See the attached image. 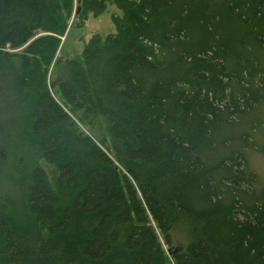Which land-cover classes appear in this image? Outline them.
Returning a JSON list of instances; mask_svg holds the SVG:
<instances>
[{
	"label": "trees",
	"instance_id": "trees-1",
	"mask_svg": "<svg viewBox=\"0 0 264 264\" xmlns=\"http://www.w3.org/2000/svg\"><path fill=\"white\" fill-rule=\"evenodd\" d=\"M191 1L0 0V56L30 108L38 157L59 173L54 190L34 165L21 180V209L0 197V264H264V205L246 211L230 195L224 206L196 179L198 139L221 117L234 119L245 97L231 85L223 48L188 45ZM108 3L122 12L112 16L115 32L92 35L81 59L58 58L67 29L82 28ZM187 63V72L172 70ZM51 67L61 103L49 90ZM67 108L83 122L108 121L115 161L78 131ZM238 158L229 162L236 173L226 167L230 191L250 177ZM174 225L188 235L167 252L157 232L168 248Z\"/></svg>",
	"mask_w": 264,
	"mask_h": 264
},
{
	"label": "rangeland",
	"instance_id": "rangeland-1",
	"mask_svg": "<svg viewBox=\"0 0 264 264\" xmlns=\"http://www.w3.org/2000/svg\"><path fill=\"white\" fill-rule=\"evenodd\" d=\"M255 1L192 0L194 21L188 43L191 49L206 46L223 48L225 65L232 75L231 85L236 95L242 97L243 94L245 97L243 102L238 103L240 111L234 119L221 117L204 136L196 140L203 159V170L196 179L202 177V180H206L209 189L206 188L205 192L213 196V200L221 201V204L227 206L232 201L230 195H234L241 208L246 211L247 206L260 208L264 205V87L257 81V77L264 78V0H257V3ZM237 2L244 3L245 8L236 5ZM254 3L255 6H252ZM198 5L205 11L197 13ZM230 5L233 7L230 8ZM205 13H208V18ZM113 15L121 16L122 12L114 4L108 3L101 15H89L82 28L69 27L61 38L56 56L63 61L81 59L83 45L92 35L99 34L103 40L107 34L115 32ZM15 51L18 52L5 48L1 52L6 55ZM190 66V63L186 66L175 64V69L172 70L176 73L187 72ZM56 79L57 69L51 67L48 74L49 90L55 100L61 103ZM67 112L78 131L90 137L113 158L106 150L110 144L108 121L101 115H96L92 117L91 123L83 122L79 120V112L68 108ZM32 144L30 108L27 103L22 102L17 75L0 56V197H6L16 209H21L23 204L21 180L34 165L44 171L50 187L57 190L59 173L56 165L39 158ZM236 156L245 165L250 177L241 179L237 189L231 187L235 191H230V176L226 167L235 172V167H229V162ZM203 209L209 213L212 207L204 205ZM260 211L264 214V209ZM221 215L219 213L216 218L222 219ZM205 221L209 226V234L213 232L217 235V224L210 217H206ZM184 229L177 225L172 227L169 232L171 244L168 248L157 232L165 251L185 245L188 230ZM221 232H225L224 228ZM213 239L219 242L218 235Z\"/></svg>",
	"mask_w": 264,
	"mask_h": 264
},
{
	"label": "water",
	"instance_id": "water-1",
	"mask_svg": "<svg viewBox=\"0 0 264 264\" xmlns=\"http://www.w3.org/2000/svg\"><path fill=\"white\" fill-rule=\"evenodd\" d=\"M77 10H78V9H77ZM77 10H76V11H77ZM5 54H6V53H5Z\"/></svg>",
	"mask_w": 264,
	"mask_h": 264
}]
</instances>
